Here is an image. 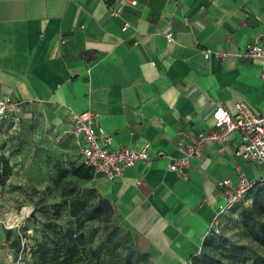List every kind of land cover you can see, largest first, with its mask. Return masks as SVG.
I'll use <instances>...</instances> for the list:
<instances>
[{
	"label": "crops",
	"instance_id": "1",
	"mask_svg": "<svg viewBox=\"0 0 264 264\" xmlns=\"http://www.w3.org/2000/svg\"><path fill=\"white\" fill-rule=\"evenodd\" d=\"M256 38L264 0H0V95L64 130L95 110L114 146L147 145L149 159L122 176L97 172L99 189L153 264H187L226 209L217 181L239 169L264 177L236 152L239 132L206 140L185 175L169 168L179 138L214 126L218 103L245 98L264 112V58L247 55ZM13 239L0 218V264H15Z\"/></svg>",
	"mask_w": 264,
	"mask_h": 264
},
{
	"label": "rangeland",
	"instance_id": "2",
	"mask_svg": "<svg viewBox=\"0 0 264 264\" xmlns=\"http://www.w3.org/2000/svg\"><path fill=\"white\" fill-rule=\"evenodd\" d=\"M0 156V218L17 240L15 264H35L39 242L54 246L58 261L75 244L71 264H153L148 243L123 226L115 208L96 211L102 194L97 172L77 174L78 167L86 168L72 132L39 114L6 120L0 124ZM262 182L219 215L218 231L206 236L187 264H264ZM72 231L74 242L68 239Z\"/></svg>",
	"mask_w": 264,
	"mask_h": 264
},
{
	"label": "built area",
	"instance_id": "3",
	"mask_svg": "<svg viewBox=\"0 0 264 264\" xmlns=\"http://www.w3.org/2000/svg\"><path fill=\"white\" fill-rule=\"evenodd\" d=\"M136 3V0H130ZM111 15L118 13L117 9L111 10ZM124 24L123 28H126ZM171 38V33H168ZM210 49L204 50L205 57H209ZM247 55L264 58V43L256 38L247 49ZM264 77V71L262 72ZM23 101L16 99L11 94L0 95V124L6 120L19 121ZM235 110H231L226 104L218 103L213 111L214 126L201 130L195 134L187 135L178 139V146L182 151L179 157H173L169 168L185 175L186 168L193 156L202 153L206 140L219 139L228 141L236 132L241 135V143L236 152L247 160L264 168V112L256 111L245 98H237L234 102ZM68 131L76 137V142L81 153V161L93 168L94 172L103 173L109 179L122 176L128 166L136 164L139 160L149 159L147 145L141 149L119 144L113 145L112 135L105 130L99 121V112L86 109L81 112H74L73 122ZM158 154H164L159 151ZM1 157V156H0ZM257 179L250 178L247 173L239 169L235 180L224 177L217 181L226 197L225 208H231L248 195ZM215 218V225L212 230L219 229V216Z\"/></svg>",
	"mask_w": 264,
	"mask_h": 264
},
{
	"label": "trees",
	"instance_id": "4",
	"mask_svg": "<svg viewBox=\"0 0 264 264\" xmlns=\"http://www.w3.org/2000/svg\"><path fill=\"white\" fill-rule=\"evenodd\" d=\"M82 162V161H81ZM82 165L86 168L81 172V166L77 168V174L80 175L81 177H90L89 175V171L94 172L93 168H91L90 166L85 165L82 162ZM264 177H260L259 179H257L256 183L254 184V186L250 189V191L248 192V194L252 191L253 188H255L256 186L260 185L262 182V179ZM261 191L264 190V186H261L259 188ZM101 202L100 205L98 206V208H96V211H102L104 209L108 210V209H114V205L111 202V200L109 198H107L106 196H104L103 194H101ZM246 217L248 218H252L253 214H251V212H248L247 210H243L242 212ZM216 231L211 230L210 233H215ZM70 236L68 237V239L70 238L71 241L74 242L75 236H74V232H70L69 234ZM80 234H77V237H79ZM206 238V237H205ZM204 238V239H205ZM13 243H17L16 238L13 239ZM75 244L69 246L67 248V255L60 261H58V256L56 254L57 249L54 246H50L45 242H39L36 246L35 251H37L38 253V261L35 262V264H71V259H72V255H75L76 252L73 250L75 248ZM52 254L51 256H49V254ZM41 256V257H40ZM39 262V263H38Z\"/></svg>",
	"mask_w": 264,
	"mask_h": 264
},
{
	"label": "bare ground",
	"instance_id": "5",
	"mask_svg": "<svg viewBox=\"0 0 264 264\" xmlns=\"http://www.w3.org/2000/svg\"><path fill=\"white\" fill-rule=\"evenodd\" d=\"M8 224V223H7ZM8 226H9V224H8ZM10 227V226H9Z\"/></svg>",
	"mask_w": 264,
	"mask_h": 264
}]
</instances>
